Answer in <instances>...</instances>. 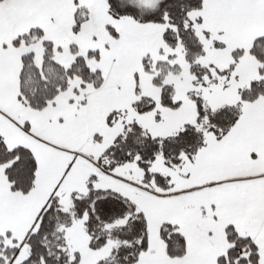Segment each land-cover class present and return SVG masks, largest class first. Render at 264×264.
Instances as JSON below:
<instances>
[{"label":"snow or ice","instance_id":"snow-or-ice-1","mask_svg":"<svg viewBox=\"0 0 264 264\" xmlns=\"http://www.w3.org/2000/svg\"><path fill=\"white\" fill-rule=\"evenodd\" d=\"M0 264H264V0H0Z\"/></svg>","mask_w":264,"mask_h":264}]
</instances>
